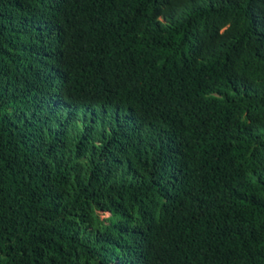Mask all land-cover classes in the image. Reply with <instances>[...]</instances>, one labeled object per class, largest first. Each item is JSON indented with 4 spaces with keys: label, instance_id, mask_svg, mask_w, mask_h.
Returning <instances> with one entry per match:
<instances>
[{
    "label": "trees",
    "instance_id": "obj_1",
    "mask_svg": "<svg viewBox=\"0 0 264 264\" xmlns=\"http://www.w3.org/2000/svg\"><path fill=\"white\" fill-rule=\"evenodd\" d=\"M0 264H264V0H0Z\"/></svg>",
    "mask_w": 264,
    "mask_h": 264
}]
</instances>
